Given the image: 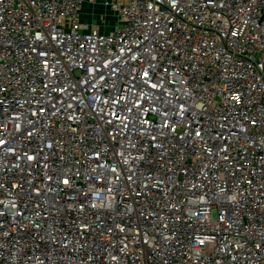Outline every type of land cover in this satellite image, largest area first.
I'll list each match as a JSON object with an SVG mask.
<instances>
[{"label":"built area","instance_id":"1","mask_svg":"<svg viewBox=\"0 0 264 264\" xmlns=\"http://www.w3.org/2000/svg\"><path fill=\"white\" fill-rule=\"evenodd\" d=\"M0 264H264V0H0Z\"/></svg>","mask_w":264,"mask_h":264},{"label":"rangeland","instance_id":"2","mask_svg":"<svg viewBox=\"0 0 264 264\" xmlns=\"http://www.w3.org/2000/svg\"><path fill=\"white\" fill-rule=\"evenodd\" d=\"M90 8V9H89ZM89 8H87V13H92V11L94 12L95 11V14H96V18H95V21H94V24H95V26H97L98 25V23L100 22V21H102L104 18H105V20L104 21H107L108 20V24H114V22H116V18L115 17H113V15H111L110 13H106L105 14V11H104V9L103 8H101V7H95V8H91V7H89Z\"/></svg>","mask_w":264,"mask_h":264},{"label":"crops","instance_id":"3","mask_svg":"<svg viewBox=\"0 0 264 264\" xmlns=\"http://www.w3.org/2000/svg\"><path fill=\"white\" fill-rule=\"evenodd\" d=\"M89 7H91L92 9L94 8L93 6H85V7H84V9H83V21H84V22H87V23H91V24H93L94 27L101 29V27H102V25H103V21H100V22L98 23V25L95 26L94 21H95V18H96L97 16H96V14H95V11H94V12L92 11V13H87V12H86V11H87V8H89ZM89 9H90V8H89ZM104 11H105V10H104ZM105 13H106V11H105Z\"/></svg>","mask_w":264,"mask_h":264}]
</instances>
